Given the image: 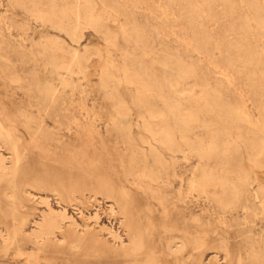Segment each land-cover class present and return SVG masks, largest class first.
<instances>
[{
  "label": "bare ground",
  "instance_id": "obj_1",
  "mask_svg": "<svg viewBox=\"0 0 264 264\" xmlns=\"http://www.w3.org/2000/svg\"><path fill=\"white\" fill-rule=\"evenodd\" d=\"M167 1L169 3L176 2V0ZM200 1L202 3L197 5H201L196 6V8L193 6L195 4L192 5L193 7L190 5V0H186L187 3L184 6L185 23L192 28L194 35L192 51L201 54L203 50L209 47L211 51L221 54L227 65L233 66L236 62L240 63L244 77L250 86L254 90H264L262 88L264 87V43L260 45L259 50H256L252 41H246L245 39L238 41L234 39V35L231 40L225 41V43L221 39L212 41V38L203 29L207 25L203 27V20H200L201 16H204L203 18L209 17L210 19L208 18V20L214 19L208 13L210 5L216 1L223 6V14L230 18V15L235 12V1ZM239 1L242 2V5L243 3L246 4L248 16L241 17L242 19L238 17L237 22L228 19L230 20L226 24L228 31H239L246 38L253 31L252 26L264 30V0ZM108 2V0H73V2L68 0H47L48 6L45 10L37 9L33 13L35 18L42 24L48 23L55 30L63 31L62 33L70 36L78 46V42L75 40V27L77 25L83 23L93 27L95 30L97 28L99 30V28L104 26V20L112 19L115 21L117 19L121 7L117 5L112 7V5H108ZM217 2L214 4H217ZM97 6L100 9H97ZM108 7H110L109 10H107ZM218 10L220 9L218 8ZM241 10H244V7ZM238 12L241 13L239 10ZM244 13L246 12L244 11ZM239 15L241 16V14L237 16ZM131 16L128 15V19L125 21L126 24H119L117 21V29L112 31L115 28L112 30L110 28V31L114 32L113 34H110L111 32L105 33V29L103 30L104 49L106 51L116 45L118 37L125 40L124 43L127 41L128 45H131V43L137 46L139 43L142 45L146 32L144 33L141 27L139 29V26H136L138 19H133ZM124 17L123 19L125 20ZM206 18L204 19L205 21ZM134 20L136 21L134 22ZM50 40L45 44H43V41L42 44L37 45L38 53L40 52V56L43 54L41 63L48 67L49 72L47 77L42 71L43 76H37L35 82L28 87V90L35 92V99L37 100L24 106L11 107L9 113L5 111L7 114L3 113L6 108L4 110L0 108V259L7 262L23 257L25 263L30 264L38 261L40 253L42 254V252H46L58 245V243L52 242L51 237H54L58 231L63 230L61 228L62 221L69 218L65 215L64 210H53L49 205V200L46 199L47 197L40 196L37 203L38 205L43 204L45 209H38V220L20 212V209L25 206V200L33 197L30 193V188L38 190L43 188L42 172L46 169V160L55 158L54 156V158H51L48 154L49 152L45 153L41 151L42 149H38L40 150L38 152L37 148H42L43 146V150L49 151L48 149L54 144L60 146V150H67L69 153H73L74 155L71 154L70 159L66 160L67 165L72 167L74 163L82 171L81 176L77 178L78 180H75L67 187L53 190L56 199L61 200L63 195L71 197L75 192L86 190L88 187L94 193H99L98 190H102L106 198L111 202L109 211L113 213V206H117L120 217L123 219L128 243L126 245L121 244L118 251L124 258L125 264H202L201 255L207 244L209 234L218 235L217 244L224 255L228 257L231 251L229 239L226 236L228 237L232 226H227L225 222L221 220L216 222L219 226L209 233L202 228L200 229L198 218H193L194 224L197 226L193 230L187 224L184 215L179 211L175 212V215L171 218L172 212L168 213L163 208L161 218L156 221L150 215L149 204L143 202L138 207H135L134 204L140 193L155 194L151 187L144 188L142 180L159 183L175 177V165L178 155L193 152L199 159L208 161L212 157L213 159L215 157L218 159V163L198 166V172L194 178V186L198 190L208 187L210 199L224 214L244 210L246 214L244 221L246 222L241 225L250 223L252 209L256 201L264 202V164H262V160H264V130L256 129L254 132V129L247 123L246 125L255 134L250 131H242L238 125L235 127L236 122L238 124L244 123L247 119L246 116L241 117L235 114L230 100L223 92L222 80L221 83L218 81L213 85L207 84L202 79L205 76L198 71V64L183 60L180 52L174 51L176 54L170 55L171 50L163 51L166 53H164L162 58L159 55L162 61L158 62V64L162 65V73L155 72L152 69L153 62L150 61L151 63L147 65L145 61V63L142 61L146 50L149 49H146L148 40L147 42L144 41L146 43V45L144 43L145 48L143 45L139 47L141 49L139 60L134 57V61L138 60V63L134 64L135 62H131L134 54L120 52L122 53V64L119 67L110 61L107 65L103 64L98 70L99 87L105 89L109 86H104L109 84H106V82L111 81V92L109 96L107 95L109 98H113L119 87H132L134 91L128 97H130L131 105L138 111L136 118H131V112H129L131 109L129 110L130 107L128 108V105L121 100L110 102L111 114L103 121L106 135H102L94 120L96 117L93 119L95 108L87 107L83 103L84 101L81 104L60 102L61 95L63 96L64 93L61 91L64 90L60 91L57 88L58 84L62 88L68 86L72 79L70 78L72 73L75 71L79 72L80 69L83 70L81 62L85 60V51L82 53V51L80 52L78 48L74 47L71 49L68 58L65 59L62 55L64 53L62 41ZM77 40L80 41V39ZM149 44V50L152 51L151 43ZM160 47L158 46V48ZM124 50L125 47L122 51ZM16 54L20 60L26 58L24 54L19 52H16ZM151 54L156 55L157 53ZM152 58L154 57L152 56ZM0 59L4 61L3 67H0V75L11 84L19 85L22 83L24 78L19 76L14 70L12 59L6 54H0ZM116 59L119 60L118 58ZM86 62L84 61L83 65ZM42 67L44 66L42 65ZM61 69L64 70L65 76L61 74ZM87 70L85 71L87 72ZM91 73L88 75H91ZM114 74H119L120 76L114 78ZM187 80L191 81V85L188 83L189 88L179 91V87H182L181 85ZM188 84L186 85L188 86ZM196 88L199 91L194 94V89ZM105 102H107L106 99ZM156 102H159L160 106L157 107L155 105ZM99 115L101 114L99 113ZM47 118L51 121L50 124L47 123ZM194 125L203 126L202 129H204L205 135L203 137H195L190 141L189 132ZM221 137H225V140L218 144ZM229 138L231 139L230 141ZM203 139L207 141H205L206 144ZM25 141L33 144L31 146L37 150H35L36 154H25L26 148L21 146L26 144ZM106 141L111 142L113 147L121 145L126 151L125 154H115L121 175L114 172L115 177H113L109 171L105 173L100 171L102 169L98 164L101 161L88 162L86 167L82 165L88 160L86 157L88 148L92 145L94 146L95 143L102 145ZM239 141L241 143L238 144ZM35 144H38L37 148ZM240 144L244 145L246 149L248 161L244 162L246 165H242L241 160L238 161H241V165H235L237 163L236 160V163L233 164L234 154ZM219 145L221 149H219ZM76 148L79 149L75 150ZM102 149L106 158H111V153L106 151V148ZM108 163L107 165H110L109 160ZM56 177V174L51 176L53 180H56ZM127 184H130L133 190L128 188ZM6 199L9 200V204L5 201ZM94 217L96 218V213H94L93 219ZM88 218L90 219L91 217L89 216ZM30 223L32 224L31 229L27 230V225ZM75 224L77 223L75 222ZM235 225L239 226L240 224L235 221ZM218 228L221 230L222 228H227L228 231L223 229L222 234H219ZM245 228L240 227L237 231L243 236L245 258L238 255L231 264H264V241L255 240L250 233V227H248V230H245ZM156 236L157 239L155 238ZM62 239H64V236ZM81 239H83V236L79 240ZM160 240H164L168 251V256L166 257L165 255V260L160 257L162 253L158 246ZM25 242L31 244L33 250L27 251L22 246V243ZM69 245L73 248L79 247L77 239L71 240ZM43 259L46 261V255H44Z\"/></svg>",
  "mask_w": 264,
  "mask_h": 264
},
{
  "label": "rangeland",
  "instance_id": "obj_2",
  "mask_svg": "<svg viewBox=\"0 0 264 264\" xmlns=\"http://www.w3.org/2000/svg\"><path fill=\"white\" fill-rule=\"evenodd\" d=\"M68 1L73 2V0H68ZM108 1H109L108 5H112V7L115 5L121 7L118 14V16L120 15L119 18L117 16L118 20L116 19L115 21H113L112 19L105 18L106 20H104L103 22L104 26L102 28H99V30L98 28L95 30L93 27H90L89 25L83 23L77 25L76 27H79V28L75 27V31H76L75 40L78 42V46H77L75 41L73 42L70 36H67V34L62 33L63 31L59 32V30H55L48 23L42 24L38 19L35 18L34 13L37 9L45 10L47 8L48 6L47 0H0V54L8 55L12 59V62L14 64L13 66L15 68L14 70L17 72L19 76L24 78L22 80V83L18 85V84L9 83L4 77L0 75V108H3V110L4 108H6V110L3 111L4 114H7L6 112L9 113L11 107L24 106L30 102H35L37 100L35 99V94H34L35 92L33 90L31 91L28 90V87L31 83L35 82L37 76H41V77L43 76L42 71L43 74L47 77L49 74L48 67L41 63L42 62L41 60H43L42 59L43 54H41L40 56V52L38 53L39 50L37 48V45L42 44L43 41H44L43 44H45L48 41H51L50 39L60 40L62 41V45L64 47L63 50L64 53L62 55L65 57V59L68 58L71 49L76 47L79 49L80 52L82 51V53L85 51L84 53L86 54V57L84 61L85 62L87 61L85 63V65L87 66L83 65L84 61L81 62V66H83L82 67L83 70L80 69L79 72L75 71L77 72V74H75V72L72 73V75L70 76V78H72L70 80V84H71V85L69 84L70 86L68 85L66 86L67 88L66 87L62 88L60 84L57 85L58 86L57 88L60 89V91L64 90L61 91L64 93L63 96L61 95L60 102L62 103L65 102L70 104L73 103L81 104L84 101L83 103L87 107L95 108L93 111L94 114L93 119L96 117L94 120L96 121L97 128L100 130V133L102 135H106L103 121L105 120V118L110 116L111 114L110 108H111V103H113V101L121 100L126 105H128V108L130 107L129 110L131 109L129 111L131 112L130 113L131 118H136L137 116L136 113H138V111L137 109L134 108V106L131 105L130 97H128L131 96V94L134 91L132 87L129 86L119 87L116 91L117 93H115L117 96L114 94L113 98L111 99L108 97L111 92L110 91L111 81L110 82L107 81L106 84L107 83L109 84L104 85L106 87L109 85L108 86L109 88L108 87L105 88L103 86L105 88L103 89L99 87L98 70L103 64L107 65L110 61L112 64L119 67L122 64V53L120 52L123 53L127 52L129 54H134L132 55L133 59L131 60V62L132 61L135 62L134 57H137L139 60L140 57L139 55L141 54L140 51L141 49L139 47L143 45L145 48L146 45L145 42L149 40L147 44L148 47L146 45V49L147 48L150 49L149 43H151L152 51H150L149 49L147 50L145 49L146 53L142 57L143 59L142 61L143 62L145 61L146 63L145 62L144 63L147 65L148 63L153 62L152 69L155 70V72L159 74L162 73V65L158 64V62L160 63L161 60L159 55L162 58V56L164 55V53L167 52V50H171V51L173 50L172 52L170 51V55L176 54V52L174 51L180 52L182 54L181 56L183 60L187 62L192 61L193 63L198 64V71L200 74L205 76L202 79L207 84L213 85L218 81L221 83L222 80L223 83H221V85H223L222 86L223 92L225 96L230 100L231 106L234 109L235 114L241 117L246 116L247 119L245 120L244 123L238 124V122H236L235 127H237L238 125L242 131L244 132L250 131L252 134L255 132L256 129L264 130V90L262 91L254 90L250 86V84L244 77L243 68H241V64L236 62L233 66L227 65L223 60L222 55L217 54L216 51L214 52L213 50L211 51L209 47L203 50L201 54L197 52L194 53L192 51L193 43H194L193 30L185 23L186 20H184L186 19L185 7H184L186 6L187 3L186 0L183 1L176 0V2H170V3L167 0H108ZM191 1L192 0H190V5L192 6L193 4H195L193 5L194 8H196V6L198 7L201 5V4L200 5L197 4L202 3V1L200 0H193V2ZM232 1H235L234 2L235 12L232 13L233 15H230V18L226 17L223 14V6L219 2L216 1L217 4H214L216 2L212 3V5H210L211 7L209 8L208 14H210L214 19L208 20L209 17L208 18L205 17L206 18L205 21L204 20L205 18H203L204 16H201L200 20L201 21L203 20L202 21L203 27H206L207 25L206 28L203 27L202 28L204 29V31L206 30L205 33H207V35L212 38L211 39L212 41L214 39L215 40L221 39L225 43V41L227 42L228 40H231L234 35V39L238 41L244 39L246 41L247 40L252 41L256 50H259L260 45L264 43V30L252 26L253 31L250 32L248 37L246 38H244V35H242L239 31L237 32L228 31V27L226 25L227 22L230 21L228 19L237 22V19L239 18L242 19L248 16V10L246 8L245 3H243L242 5V2H240L239 0H232ZM239 2L240 4H238ZM177 3L179 4L177 5ZM242 6L244 7V10H241L243 9ZM109 8L110 7H108L107 10H109ZM218 8L220 10H218ZM97 9H100V7L97 6ZM238 10L241 11V13L238 12ZM244 11L246 13H244ZM235 13L241 14V16L240 15L237 16L238 14ZM128 15L133 17V19L136 18L138 19V20L136 19L137 21L134 20V22L136 21L137 24L136 23L135 24L136 26H139V29L141 27V30H144V33L146 32L145 33L146 37L144 39L145 42L143 41L141 43L142 45H140V43L139 44L137 43L138 46L131 43L132 46L130 44L129 46L127 41L124 43L125 40L118 37L116 40V45L113 48H110L106 51L104 49L105 40L102 34L103 30L104 29L106 30V31L104 30L105 33L111 32L110 34H113L114 32L112 31H115L117 29L118 23L126 24L125 21L126 19H128ZM123 16H125L124 17L125 20L123 19ZM121 17L123 20L121 19ZM153 25L154 26L156 25V27H154ZM110 28L111 30L114 28L115 29L110 31ZM154 28H156L155 29L156 31L154 30ZM226 31L228 34L227 33L225 34ZM222 35L226 37H223ZM102 37L104 41L102 40ZM77 39H80V41H78ZM73 43L75 46L73 45ZM118 45L120 46L118 47ZM157 45L159 47L161 46L160 47L161 49L165 48L166 50L162 49L161 51V49L158 48ZM163 45L166 47H164ZM124 47L125 50L122 51ZM153 47L155 48L153 49ZM16 52H19L20 54H24L26 58H24V60H20ZM151 53H157L156 54L157 56ZM152 56L154 58H152ZM116 58H118L119 60H117ZM138 60H136L134 64L138 63L139 62ZM3 62H4L3 59H0V67H3L4 65ZM98 63L101 65L99 66ZM42 65L45 68L42 67ZM61 70H60L61 74L65 76L64 70L63 69ZM85 70H87V72ZM90 70L93 73V75L90 72ZM79 73H81V75H79ZM89 73H91V75H88ZM118 76L120 75L114 74V78H117ZM81 78L83 81L81 80ZM188 81L189 80H187L181 85L182 87L185 88L182 89V87H179L180 88L179 91L181 90L184 91L185 89L187 90L189 88V84L191 85V81L189 82ZM186 84H188V86ZM103 91L105 92L102 93ZM198 91H199L198 88L194 89V94L197 93ZM120 95L123 97V99ZM63 97L65 98L63 99ZM103 98H105L107 102H105V99ZM158 103L159 102L155 103L157 107L160 106V104ZM99 113L101 115H99ZM46 120L48 124L51 123V121L48 118ZM246 123L249 124V126H251L252 129H254V132L251 131L250 127H248ZM194 126L191 128V131L189 132L190 141H192L193 138L195 137L198 138V137H203L205 135L204 129H202L203 126L201 125H194ZM64 138L66 139V137ZM219 140L220 141H218L219 142L218 144H221V141L223 142L225 140V137H221L219 138ZM230 140L231 139L229 138V141ZM205 141L206 140L203 139V142L206 144L207 141L206 142ZM25 143L26 144L21 145L26 148V149L24 148L25 154H30V153L36 154L35 152L38 149L40 150L42 149L41 151H44L45 153L49 152L48 153L49 156L51 158L54 156L56 159L53 157L54 158L53 160L50 158L46 160L47 162V165L45 166L46 169L44 172H42L43 188L39 190L32 187L30 188V193L33 195V197H30L29 200H25L24 202L25 206L20 209V212L26 213L32 216V218L38 220L37 217L38 209L40 210L45 209V206L43 204L38 205L37 203L39 197L41 196L45 198L47 197L46 199L49 200L48 201L49 205L53 210L55 211L64 210L65 215L69 217L66 218L64 221H62L61 228L63 230L58 231L54 237H51L52 242H55L56 244L58 243V245L56 247H52L50 250L46 252L45 251L42 252V254L40 253L38 261L31 262L30 264H125V260L118 251V248L121 246V244L126 245L128 243V239H127V232L123 223V219L120 217L119 214V208L117 206H113L114 212L111 213L109 211L111 202L106 198L105 193L102 190L101 191L98 190L99 193H94L92 192V189H90V187L86 188V190H82V191L80 190L81 192L80 191L75 192L73 195L75 196L74 198L73 196L70 197L63 195L61 200H57L53 190L56 188L59 189L61 187H67L75 180H78L77 178H79V176H81L82 174V171H80V169H78L74 163L72 164V167L67 165L66 160L70 159L71 154L73 153H69L67 150L65 151L60 150V146L55 144L48 149L49 151H47L46 149L43 150L42 145H41L42 148H37L38 144L37 145L35 144L37 148L36 150L34 149L35 147L32 148L33 144H30L26 141ZM239 143L241 142L239 141L238 144ZM98 145L99 144L95 143L94 144L95 147L92 145L88 148V153L86 154L88 160H86L85 163L82 165L86 167L88 162L101 161V163L99 162L98 164L99 167L102 169L100 171L104 173L109 171L113 175V177H115L114 172H117L118 175H121V171L119 170V166H118L119 163L118 160L116 159L117 156H115V154L117 153L118 155H121L122 153L125 154L126 151H124L123 147L121 145L113 147L111 146L112 143L109 141H106L105 143L102 144L104 147L101 144L99 146ZM219 147H220L219 149H221L220 145ZM102 148H106L105 150L111 153L112 155L111 158L109 157L106 158V155ZM78 149L79 148H76L75 150ZM40 150H38V152H40ZM76 157L80 158L79 156ZM198 159L199 158L193 152H187L184 155L180 154L177 157V163L175 165V177L170 178L168 180H163L159 183H151L147 180H142L143 181L142 185L144 186V188L151 187L155 194L150 195L148 193L147 194L140 193L137 196V201L135 202L134 206L138 207L143 202L149 204L150 215L156 221H158L161 218V213L163 211V208H165V210L168 213L172 212L171 218L175 215V212L179 211L181 212L182 215H184L187 224L193 230H195L197 227L196 224H194L193 218H198L200 222V229L202 228L209 233L211 230L219 226L218 224H216V222H218L219 220L225 222L227 226H232L230 227L228 237L226 236V238L229 239V244H230L229 248L231 251L228 257L224 255L222 249H220L219 245L217 244L218 235H213V234H209V237L207 239V244L203 249L201 255L202 264H231L238 255H241L243 258H245V243L243 241V236L240 234V232L239 233L237 232L240 227H246L245 230L246 229L248 230V227H250V233L252 234L253 238L255 240L264 241V202L256 201V204L252 209V216L250 218L251 219L250 223H245L241 225L242 223L246 222L244 221L246 216L244 210H238L235 213L224 214L216 206V204L210 199L207 190L209 189L208 187L202 190H198L194 186V178L197 175L198 166L202 164L211 165L214 163H218V159L216 157L214 159L212 157L209 161L206 159H199L201 160L199 161ZM108 160L110 161V165H107L109 164ZM235 160L237 163L235 162ZM239 160L242 161V162L240 161L242 165H246L244 162H248L246 149L245 146L242 144L238 145L237 152L234 154L233 164L236 163L235 165H241L240 162H238ZM262 164H264V160H262ZM79 165L80 167H82L81 164ZM53 174L57 175L56 180H53L51 178ZM127 187L133 190V187L130 184H127ZM52 193L54 196L52 195ZM5 201L8 204L10 203L9 200L7 199ZM94 213H96V218L94 217L93 219ZM89 216L91 217L90 219L88 218ZM235 221L238 222V224L240 225L239 226L235 225ZM75 222L77 224H75ZM31 226H32L31 223L28 224L27 230L31 229ZM223 229H227V228H222V230ZM222 230L218 228L217 231L219 234H222ZM110 233L111 234L114 233V234L111 235ZM63 236L64 239H62ZM82 236L83 239L79 240L80 238H82ZM155 238L157 239V236ZM73 239L74 240L77 239L79 243L78 248H73L72 246L70 247L69 243ZM22 246L27 251L33 250V246L27 242L22 243ZM158 246L160 251L162 252L160 254L161 255L160 257L162 260H165L166 257L168 256V251L166 250V245L164 243V240H160ZM44 255H46V261H44L43 259ZM9 261L6 262L0 259V264H26L23 257Z\"/></svg>",
  "mask_w": 264,
  "mask_h": 264
}]
</instances>
